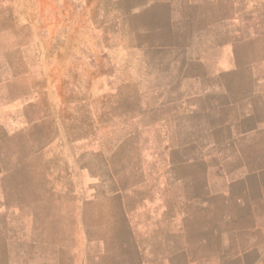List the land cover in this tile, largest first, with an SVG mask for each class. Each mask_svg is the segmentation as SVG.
I'll return each mask as SVG.
<instances>
[{
  "label": "crops",
  "instance_id": "crops-1",
  "mask_svg": "<svg viewBox=\"0 0 264 264\" xmlns=\"http://www.w3.org/2000/svg\"><path fill=\"white\" fill-rule=\"evenodd\" d=\"M91 1L99 7L103 64L124 72L100 69L91 80L113 74L110 80L123 81L129 97L140 96L145 82V96L162 101L145 108L156 119L145 125L146 145L154 150L139 175L145 173L144 180H136L133 169L130 186L122 188L121 175L111 177L102 164L88 171L95 181L80 191L87 247L88 211L114 207L124 229L118 224L109 232L104 264H123V258L131 264L138 258L141 264H264V0ZM72 50L55 59L72 61ZM155 80L160 87L150 84ZM124 92L98 90L95 97ZM91 136V147L99 145ZM26 148L18 149V161L41 157L36 140ZM1 176L24 179L17 190V264L56 258L58 243L73 241V227L69 236L65 230L57 235L58 211L75 207L73 189L58 198L35 169L2 170ZM2 199L9 203V194ZM10 240L5 221V264Z\"/></svg>",
  "mask_w": 264,
  "mask_h": 264
},
{
  "label": "rangeland",
  "instance_id": "rangeland-1",
  "mask_svg": "<svg viewBox=\"0 0 264 264\" xmlns=\"http://www.w3.org/2000/svg\"><path fill=\"white\" fill-rule=\"evenodd\" d=\"M98 11V2L91 0H0V234L2 223L8 222L9 264H17V190L24 179L2 177V170H39L42 185L51 181L58 198L59 193L74 191V209L58 211L57 222L59 238L64 230L69 236L73 227V241L59 242L58 256L45 257L42 264H104L101 254L109 232L118 224L124 229V218L120 223L114 207L101 211L91 208L87 247L80 191L95 181L91 171L102 164L111 177L121 175L122 188L130 186L133 169L138 171L135 179L144 180L145 173L142 179L139 175L154 150L153 145H146L145 125L156 119L145 108L158 105L162 99L146 97L150 88L145 82L139 85L140 96L129 97L123 81L110 80L113 74L106 80H91L100 69L111 74L118 68L104 65L99 54L103 42L97 28ZM67 47L73 49V60L57 62L55 58L66 54ZM150 84L157 88L162 82ZM117 89H127L125 96L95 97L98 90ZM134 108L137 112L133 114L130 111ZM114 109L118 112L114 113ZM88 135L99 138L100 144L91 147ZM33 140L41 144V157L18 161V149L26 148ZM156 163L159 161L154 157ZM4 192L6 198L9 194V203L3 204ZM65 213L67 219H61L60 214ZM6 260L0 257V264ZM129 261L123 258L122 263L131 264ZM136 264H141L140 258Z\"/></svg>",
  "mask_w": 264,
  "mask_h": 264
}]
</instances>
